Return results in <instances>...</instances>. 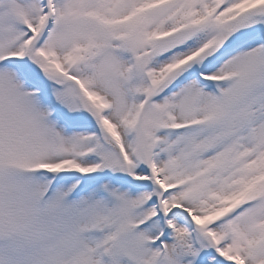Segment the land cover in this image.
Masks as SVG:
<instances>
[{
    "label": "snow or ice",
    "instance_id": "obj_1",
    "mask_svg": "<svg viewBox=\"0 0 264 264\" xmlns=\"http://www.w3.org/2000/svg\"><path fill=\"white\" fill-rule=\"evenodd\" d=\"M0 264H264V0H0Z\"/></svg>",
    "mask_w": 264,
    "mask_h": 264
}]
</instances>
